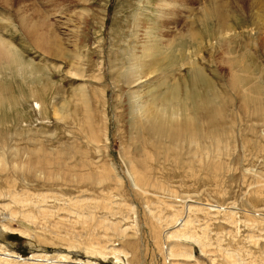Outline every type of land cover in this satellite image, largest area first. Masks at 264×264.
Returning a JSON list of instances; mask_svg holds the SVG:
<instances>
[{
  "label": "rangeland",
  "instance_id": "obj_1",
  "mask_svg": "<svg viewBox=\"0 0 264 264\" xmlns=\"http://www.w3.org/2000/svg\"><path fill=\"white\" fill-rule=\"evenodd\" d=\"M0 38V264H264V0H0Z\"/></svg>",
  "mask_w": 264,
  "mask_h": 264
},
{
  "label": "bare ground",
  "instance_id": "obj_2",
  "mask_svg": "<svg viewBox=\"0 0 264 264\" xmlns=\"http://www.w3.org/2000/svg\"><path fill=\"white\" fill-rule=\"evenodd\" d=\"M213 10V7H211L209 9V11L207 13H205V16L208 17L209 16V13H212L211 11ZM39 41V40H38ZM43 44V43H42ZM10 47H14L11 43L5 41L4 39L0 38V58H3V57H10V50L11 48ZM55 48V47H54ZM13 54V53H12ZM14 57V56H13ZM11 58V57H10ZM17 62V61H16ZM11 65V64H10ZM17 66V64H15ZM55 115L56 116H59V112H55ZM151 119V118H150ZM153 122L150 121L148 119V125H147V129L149 131H155L156 134H164L165 136H168L171 141L175 142L177 137H178V134L179 136H181L183 139H187V140H192V137L190 135H188L187 133V129H183V128H179L178 130L176 129L177 126L173 127V128H168L166 131H163L160 130V126H157L158 124H152ZM168 134V135H166ZM153 135V134H152ZM169 135H172V136H169ZM183 135V136H182ZM162 136V135H160ZM186 136V138L184 137ZM1 159V158H0ZM1 161V160H0ZM137 185V184H136ZM198 243H200L198 240H196ZM173 255H177V256H180V257H184L186 259H190L192 258V253L191 252H179L177 254H173Z\"/></svg>",
  "mask_w": 264,
  "mask_h": 264
}]
</instances>
